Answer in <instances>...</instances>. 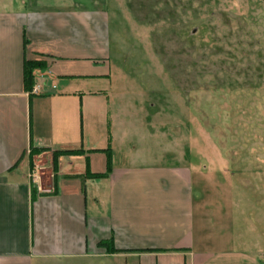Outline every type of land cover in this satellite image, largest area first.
Returning a JSON list of instances; mask_svg holds the SVG:
<instances>
[{
	"label": "crops",
	"instance_id": "obj_1",
	"mask_svg": "<svg viewBox=\"0 0 264 264\" xmlns=\"http://www.w3.org/2000/svg\"><path fill=\"white\" fill-rule=\"evenodd\" d=\"M48 1L0 0V264H264L218 228L202 172L122 155L129 93L101 1ZM108 143L110 171L85 175L105 173Z\"/></svg>",
	"mask_w": 264,
	"mask_h": 264
},
{
	"label": "rangeland",
	"instance_id": "obj_2",
	"mask_svg": "<svg viewBox=\"0 0 264 264\" xmlns=\"http://www.w3.org/2000/svg\"><path fill=\"white\" fill-rule=\"evenodd\" d=\"M93 1L108 12L110 66L129 93L122 155L194 166L218 228L264 260V0L68 2Z\"/></svg>",
	"mask_w": 264,
	"mask_h": 264
},
{
	"label": "trees",
	"instance_id": "obj_3",
	"mask_svg": "<svg viewBox=\"0 0 264 264\" xmlns=\"http://www.w3.org/2000/svg\"><path fill=\"white\" fill-rule=\"evenodd\" d=\"M40 65V62H25L24 68H23V89L28 92L29 94L31 93V90L34 86V76H33V69L37 66ZM77 150H62L60 152H56L57 154L59 153H66V152H75ZM106 155V171L105 173H92L89 171L88 167L86 168L85 175L87 176H92V177H98L101 175H104L110 171L111 167V151H110V145L108 143L107 147L102 149ZM35 197V190L34 188L32 189V199Z\"/></svg>",
	"mask_w": 264,
	"mask_h": 264
},
{
	"label": "built area",
	"instance_id": "obj_4",
	"mask_svg": "<svg viewBox=\"0 0 264 264\" xmlns=\"http://www.w3.org/2000/svg\"><path fill=\"white\" fill-rule=\"evenodd\" d=\"M38 92H40V85L37 84V85L33 86L32 90H31V93L35 94V93H38ZM35 179H37V176L33 177V180H35Z\"/></svg>",
	"mask_w": 264,
	"mask_h": 264
}]
</instances>
